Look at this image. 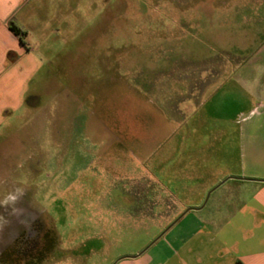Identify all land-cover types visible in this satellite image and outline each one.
<instances>
[{"label":"rangeland","instance_id":"1","mask_svg":"<svg viewBox=\"0 0 264 264\" xmlns=\"http://www.w3.org/2000/svg\"><path fill=\"white\" fill-rule=\"evenodd\" d=\"M26 10L25 23L33 27L27 28L31 55L40 63L29 93L38 87L47 93L45 100L50 92L53 97L61 94V98L66 78L87 83L85 110L95 104L96 97L99 113L111 102L112 114L133 122L131 132L139 131L135 136L139 142L141 132L136 128L141 126L134 123L140 124L141 115L133 114L142 106L141 100L134 95L128 99L126 86L118 89L111 84L118 64L125 72L144 67V55L136 58L139 54L132 47L145 51V38L152 33L167 35L172 41L199 38L202 55L264 42V0H30ZM156 50L155 61L160 58ZM138 72L124 79L129 87L140 90L144 72ZM138 74L142 75L140 84ZM52 77L55 88L50 90L46 79ZM19 116L0 135V169L12 151L16 153L9 166L17 169L9 178L11 183L0 175V264H146L152 248L140 258L125 257L145 252L185 213L204 219L214 206L218 193L212 195L213 190L207 189L214 174L203 169L202 152H198L197 169L187 167V148L178 146L183 140L171 131L172 124L165 128L164 137L149 138L146 148L144 144L140 150L139 142L128 143L126 150L119 151L116 146L109 148L106 140H93L94 132L85 123L79 154L69 149L67 163L59 164L58 136L45 142L49 147L44 154L46 146L29 144L35 124L29 123L30 109L23 108ZM86 119L87 123L92 120L89 111ZM217 122L213 130L221 128ZM29 148L35 150L32 161L27 160ZM173 149L180 154H171ZM42 154L45 160L39 162ZM157 158L161 165L168 162L159 171L154 169ZM155 174L161 185H153ZM153 190L161 199L160 212H166L158 226L130 217L126 220L119 214L134 211L136 195ZM7 196L15 200L9 207L8 202L3 204ZM16 202L27 209L17 211ZM145 205L148 211L147 200ZM192 209L200 210L189 211ZM166 240L165 236L154 245L159 243L160 248Z\"/></svg>","mask_w":264,"mask_h":264},{"label":"crops","instance_id":"2","mask_svg":"<svg viewBox=\"0 0 264 264\" xmlns=\"http://www.w3.org/2000/svg\"><path fill=\"white\" fill-rule=\"evenodd\" d=\"M29 4L30 0H0V135L20 117L23 108H28L31 113L29 123H35L29 134L30 146H46L43 153L48 154L46 148L49 145L45 142L58 136V162L66 164L69 149H75L76 155L82 149L85 123L94 132L93 140H106L109 148L116 146L119 151L126 150L128 143H140V150L145 144L146 148L149 138L164 137L165 128L172 124L171 131L183 140L178 146L187 148V167L197 169L198 152H202L203 169L214 174L213 183L207 189H212V195L216 192L218 196L206 218L185 213L155 241L160 240V243L166 236L162 247L154 243L140 255L131 253L129 255L133 256L125 259L140 258L152 248L146 264H264V42L252 48L240 47V44L231 47L229 52L218 53L216 50V55L211 52L202 55L203 42L197 37L198 41H187L185 37L172 41L167 35H147L145 51L143 47H132L139 54L136 58L144 55L141 56L144 67L123 70V73L120 63L111 79L114 87H127V97L134 95L135 99L141 100L142 106L133 114L141 115L137 120L140 124L134 123L141 126L136 128L141 132L139 142L135 138L139 131L131 132L133 122H128L123 115L112 114L114 104L111 102L105 106L104 113H99L96 97L93 98L95 104L85 110L87 83L66 78L61 98V94L53 97V92H48L45 100L43 96L47 93L41 88L37 90L38 87L29 93L28 87L35 83L40 68L39 61L31 55L33 49L28 42L27 31L33 29L25 23ZM11 23L26 33L24 43L10 29ZM155 50L160 56L157 61L154 60ZM137 71L144 72L140 90L129 87L124 79ZM139 75L140 84L142 75ZM46 81L50 90L55 88L52 86L55 78ZM88 111L92 113L89 123L86 119ZM215 120L221 128L213 130ZM34 151L29 148L28 161L33 160ZM15 153H9V161L0 169V175L8 180L16 174L17 169L9 166ZM44 154L39 162H44ZM171 154L177 156L180 153L173 149ZM155 162L154 169L158 171L165 168L163 164H168L163 161L161 165L158 158ZM146 165L145 161L144 168ZM158 177L154 175L156 182L153 185L162 184ZM153 191L147 195L137 194L134 211L119 214L125 215L126 220L130 217L140 223L152 222L158 226L164 221L161 217L166 212L164 209L160 212L161 199L158 192ZM146 200L150 205L148 211L144 209ZM6 202L9 207L15 200L7 196L3 204ZM16 204L17 211L27 209L25 204ZM196 210L200 209L189 211ZM15 213L14 209L12 214ZM120 218L119 215L117 219Z\"/></svg>","mask_w":264,"mask_h":264},{"label":"trees","instance_id":"3","mask_svg":"<svg viewBox=\"0 0 264 264\" xmlns=\"http://www.w3.org/2000/svg\"><path fill=\"white\" fill-rule=\"evenodd\" d=\"M10 29L14 32V34H15L17 37H19L20 41H21L22 43H24V38H25V36H26V33H25L22 29H20V28H18L17 26H15L14 23H11V24H10Z\"/></svg>","mask_w":264,"mask_h":264},{"label":"flooded vegetation","instance_id":"4","mask_svg":"<svg viewBox=\"0 0 264 264\" xmlns=\"http://www.w3.org/2000/svg\"><path fill=\"white\" fill-rule=\"evenodd\" d=\"M35 223H36V221H35V222H33L31 225H32V226H34V225H35Z\"/></svg>","mask_w":264,"mask_h":264},{"label":"water","instance_id":"5","mask_svg":"<svg viewBox=\"0 0 264 264\" xmlns=\"http://www.w3.org/2000/svg\"><path fill=\"white\" fill-rule=\"evenodd\" d=\"M160 238H161V237H160ZM155 241H156V240H155ZM155 241H154L152 244H154V243H155ZM152 244H151V245H152Z\"/></svg>","mask_w":264,"mask_h":264}]
</instances>
